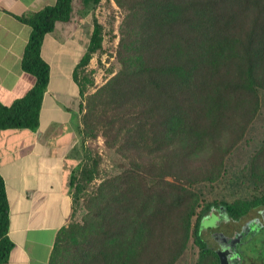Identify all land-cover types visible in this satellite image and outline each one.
I'll return each instance as SVG.
<instances>
[{"label": "trees", "instance_id": "obj_1", "mask_svg": "<svg viewBox=\"0 0 264 264\" xmlns=\"http://www.w3.org/2000/svg\"><path fill=\"white\" fill-rule=\"evenodd\" d=\"M74 0L19 17L31 28L21 68L33 87L6 106L0 129H35L49 81L41 57L45 36L68 22ZM122 13L118 70L87 93L84 68L102 50L93 21L76 72L82 132L123 158L125 166L99 178L98 155L86 150L73 179L71 220L54 240L47 264H175L191 240L197 264H219L201 236L212 211L239 221L264 208V139L236 179L255 194L213 198L202 191L230 180L227 156L244 140L264 93V0H112ZM94 8L101 0H81ZM81 73V76L79 74ZM228 134L223 144L222 136ZM92 185V186H91ZM88 190H90L88 192ZM9 208L0 176V264H8Z\"/></svg>", "mask_w": 264, "mask_h": 264}, {"label": "crops", "instance_id": "obj_2", "mask_svg": "<svg viewBox=\"0 0 264 264\" xmlns=\"http://www.w3.org/2000/svg\"><path fill=\"white\" fill-rule=\"evenodd\" d=\"M54 2L0 0L1 104L8 106L23 97L35 83L21 68L31 28L19 17ZM73 20L71 14L68 22H56L41 46L49 81L38 126L0 129V176L9 208L8 238L13 244L8 264H47L58 231L71 221L73 179L92 141L82 132L83 101L76 72L90 34L82 38L81 28H72Z\"/></svg>", "mask_w": 264, "mask_h": 264}, {"label": "rangeland", "instance_id": "obj_3", "mask_svg": "<svg viewBox=\"0 0 264 264\" xmlns=\"http://www.w3.org/2000/svg\"><path fill=\"white\" fill-rule=\"evenodd\" d=\"M73 23L72 28H81L82 38H88L92 30L93 21L96 20L102 26V50L94 54L89 64L84 68L85 75L93 81L87 93H91L112 75L111 72L118 70L116 61V50L119 40V27L122 13L112 0H101L94 8L83 7L81 0H74L72 5ZM80 26V27H79ZM65 61V59H63ZM81 76V73L79 74ZM228 134L222 136L223 144L226 142ZM264 139V93L260 92V107L258 113L248 128L246 136L227 156L226 168L228 176L232 181L219 185H204L202 191L205 195L213 198L233 195L232 200L241 195H253L257 193L254 188L240 189V184L236 181L242 166L247 162L260 142ZM87 149L91 150V156L98 155L99 178L116 174L125 166L123 158L115 155L113 150L108 149L103 138L99 135L96 139L87 144ZM77 178V177H76ZM75 178V179H76ZM92 186V185H91ZM90 190H88L89 192ZM83 208H76L71 220L79 221L83 214ZM201 222V236L213 250H220L222 242H230L232 252L231 264H264V208L253 209L248 215L239 221H232L223 212L212 211L209 216ZM221 251V250H220ZM198 249L190 240L187 249L175 264H197Z\"/></svg>", "mask_w": 264, "mask_h": 264}, {"label": "flooded vegetation", "instance_id": "obj_4", "mask_svg": "<svg viewBox=\"0 0 264 264\" xmlns=\"http://www.w3.org/2000/svg\"><path fill=\"white\" fill-rule=\"evenodd\" d=\"M220 242H222V244L220 245L222 248L220 249L221 251H227V259L229 264H231V257H232V252L230 251V242L225 243L224 240H220Z\"/></svg>", "mask_w": 264, "mask_h": 264}, {"label": "water", "instance_id": "obj_5", "mask_svg": "<svg viewBox=\"0 0 264 264\" xmlns=\"http://www.w3.org/2000/svg\"><path fill=\"white\" fill-rule=\"evenodd\" d=\"M219 264H229L227 259V251H217Z\"/></svg>", "mask_w": 264, "mask_h": 264}]
</instances>
